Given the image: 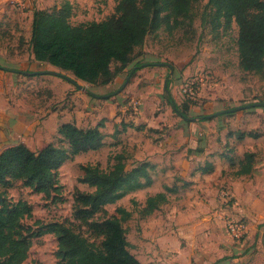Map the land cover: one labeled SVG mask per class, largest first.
<instances>
[{
  "label": "rangeland",
  "instance_id": "1",
  "mask_svg": "<svg viewBox=\"0 0 264 264\" xmlns=\"http://www.w3.org/2000/svg\"><path fill=\"white\" fill-rule=\"evenodd\" d=\"M28 1L30 6L23 8L13 0H0V74H4L0 83L22 84L20 91L10 88L7 98L12 111L27 113L24 133L18 135L15 142L24 143L33 152L39 151L49 143H57V127L62 120L72 117L82 125L86 121H90L89 125L102 123L106 143L98 151L80 154L61 166L57 175L62 187L58 202H54L52 196L46 197L25 187L20 181H11L0 188L6 206L22 204L30 211L29 217L25 215L19 221L22 236L30 241L26 259L21 264H61L57 236L48 232L51 226L67 223L89 236L87 228L73 215L75 195L93 191L78 182L82 166L99 165L106 170L108 164H112L111 158L123 153L130 170L137 162L136 156L142 158L143 153L157 152L148 146L151 140L154 143L163 140L162 151L174 161L186 158L203 163L205 158H218L224 166L220 188L221 196L227 194L222 197L224 204L237 209L235 220L247 226L250 223H256L257 228L264 226V108L215 115L209 121L198 120L200 116L264 103V67L259 72H244L239 67L235 23L226 31L220 28L212 33L209 23L202 26V15L208 12L207 0H199L185 18L171 20L172 28L162 26L148 34L144 44L131 54L127 65L121 67L113 63L114 77L108 85L90 86L76 81L77 87L59 77L30 75L67 74L34 60L29 44L30 13L38 10L39 1ZM66 1L42 0L39 7L58 10ZM70 2L71 25L103 22L115 15V0ZM136 64L152 66L134 71L122 88ZM167 79L172 98L189 121L178 117L164 98ZM2 94L0 92V101ZM108 94H112L109 99H94V96ZM88 105L94 110L87 111ZM55 111L59 117L51 119ZM30 112L35 119L28 115ZM246 154H252V171L237 175ZM174 179L179 181L177 177ZM148 194V191L133 193L106 207L109 216L115 214L117 207L133 211L135 219L125 222L124 227L134 254L142 237L138 231L141 223L136 218L138 209L133 208L131 200L144 201ZM225 233L235 245H240L246 237L233 239L226 227Z\"/></svg>",
  "mask_w": 264,
  "mask_h": 264
},
{
  "label": "trees",
  "instance_id": "2",
  "mask_svg": "<svg viewBox=\"0 0 264 264\" xmlns=\"http://www.w3.org/2000/svg\"><path fill=\"white\" fill-rule=\"evenodd\" d=\"M115 15L103 22L71 25V4L66 1L57 10H34L29 44L33 58L90 86L108 85L114 77L113 63L121 67L130 62L131 54L140 48L148 34L162 26L172 28L171 20L185 18L199 0H115ZM208 12L202 15V26L209 23L212 33L224 31L235 23L238 29L237 53L244 72H259L264 67V0H207ZM152 64H136L134 71ZM1 69V67H0ZM65 75V74H62ZM66 75V76H67ZM170 80L164 86L165 99L173 112L187 121L188 116L170 94ZM112 94L104 96L109 99ZM216 114L198 117L209 121ZM189 121V120H188ZM103 124L78 128L63 124L58 128L57 143H49L33 152L25 145L10 147L0 154V188L11 181L58 202L62 187L58 181L61 166L74 157L94 152L104 145ZM243 137V135H241ZM112 164L81 167L78 182L92 188L91 193L74 197V219L87 228L84 236L72 225L51 226L57 236L61 264H141L129 251L124 223L133 211L117 207L109 216L107 206L115 205L127 195L152 185L153 166L142 162L127 169V157L121 153L111 158ZM252 154H246L237 175L252 171ZM206 173L212 165L197 168ZM177 188L165 187L163 193L147 196L139 203L131 200L137 215L146 218L166 204ZM29 217L25 205L6 206L0 191V264H21L27 256L30 241L21 234L19 221ZM96 218V219H95Z\"/></svg>",
  "mask_w": 264,
  "mask_h": 264
},
{
  "label": "crops",
  "instance_id": "3",
  "mask_svg": "<svg viewBox=\"0 0 264 264\" xmlns=\"http://www.w3.org/2000/svg\"><path fill=\"white\" fill-rule=\"evenodd\" d=\"M13 1L23 8L30 6L28 0ZM38 1V10H45L39 7L42 0ZM32 13L33 11L30 13L29 37ZM13 73L22 75L17 71ZM3 75L0 74V78H4ZM21 87L20 82L17 85L11 82L7 86L0 83V92L3 93V99L0 101V154L10 147L24 145L15 140L18 135L24 133L27 113L12 111L10 100L7 98L11 89L20 91ZM94 99L103 101L102 96H94ZM92 110L94 108L88 105L87 111ZM28 115L34 116L31 112ZM52 117L58 119V113L55 111L51 114L50 118ZM89 122L86 121V124L82 125L72 117L64 119L57 127L56 134L58 136V128L63 124H73L78 128L98 125V123L89 125ZM116 122L117 119L114 120V123ZM157 127L161 126L158 124ZM100 130L102 132V128ZM158 140L160 141L155 143L151 140L150 145L148 144L150 149L157 151L155 152L157 154L152 152L153 155H146L142 152V158L136 156L137 162L134 164L146 162L154 167L151 172L152 185L136 193L148 191V196H152L163 193L165 187L173 186L177 188V193L171 195L168 202L152 215L146 218L136 217L141 223L138 231H141L142 241L137 244L138 254L132 253L129 248L131 254L141 264H264V226L257 228L256 223H250L246 237L240 245L233 244L225 233L226 221L235 220L238 215L237 209L226 206L221 196L220 188L223 183L221 174L224 166L220 160L208 157L203 163L187 161L186 158L174 161L173 157L169 158L162 151L165 142ZM205 163L212 165V170L203 173L197 168L204 166ZM136 201L143 204L145 200ZM132 218L135 219V216ZM127 241L130 245L128 239ZM231 255L235 257L227 259Z\"/></svg>",
  "mask_w": 264,
  "mask_h": 264
},
{
  "label": "water",
  "instance_id": "4",
  "mask_svg": "<svg viewBox=\"0 0 264 264\" xmlns=\"http://www.w3.org/2000/svg\"><path fill=\"white\" fill-rule=\"evenodd\" d=\"M154 66H165V67H168L166 64H153ZM134 73V70H132L127 78V80L125 81L124 85L122 88H124L128 82V80L130 79V77L132 76V74ZM31 75H51V76H55V77H59L67 82H69L70 84L74 85V86H77L78 87V84L72 80V78H70L69 76H66V75H62L60 73H57V72H40V73H32ZM257 107H263L264 108V103H255V104H249V105H246V106H241V107H238V108H233V109H229V110H226V111H223V112H218L216 113V115H222V114H225V113H234V112H237V111H242V110H246V109H251V108H257ZM189 120V119H187Z\"/></svg>",
  "mask_w": 264,
  "mask_h": 264
},
{
  "label": "built area",
  "instance_id": "5",
  "mask_svg": "<svg viewBox=\"0 0 264 264\" xmlns=\"http://www.w3.org/2000/svg\"><path fill=\"white\" fill-rule=\"evenodd\" d=\"M223 193V192H222ZM227 194H222L225 198ZM228 234L236 240L243 239L248 231V226L241 220H227L225 223Z\"/></svg>",
  "mask_w": 264,
  "mask_h": 264
}]
</instances>
